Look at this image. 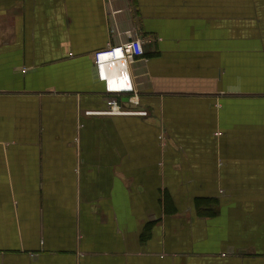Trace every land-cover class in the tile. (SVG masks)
I'll use <instances>...</instances> for the list:
<instances>
[{
  "label": "crops",
  "instance_id": "0c3cea01",
  "mask_svg": "<svg viewBox=\"0 0 264 264\" xmlns=\"http://www.w3.org/2000/svg\"><path fill=\"white\" fill-rule=\"evenodd\" d=\"M0 264H264V0H0Z\"/></svg>",
  "mask_w": 264,
  "mask_h": 264
},
{
  "label": "built area",
  "instance_id": "2783aa9c",
  "mask_svg": "<svg viewBox=\"0 0 264 264\" xmlns=\"http://www.w3.org/2000/svg\"><path fill=\"white\" fill-rule=\"evenodd\" d=\"M144 54L145 51L141 38L132 37L128 41L112 45L105 50L97 51L95 53V63L102 70L103 77L108 78V67L111 63H115L116 61L133 62L136 57H141ZM108 106L109 108L106 113L109 114L134 113L143 116L148 114L147 111H134L133 109L124 108L116 97L109 98Z\"/></svg>",
  "mask_w": 264,
  "mask_h": 264
},
{
  "label": "bare ground",
  "instance_id": "6f19581e",
  "mask_svg": "<svg viewBox=\"0 0 264 264\" xmlns=\"http://www.w3.org/2000/svg\"><path fill=\"white\" fill-rule=\"evenodd\" d=\"M115 64H116V65H117V67H118V64H117L116 62H115ZM116 65H115V66H116ZM113 72H114V71H113ZM113 72H111V73H113Z\"/></svg>",
  "mask_w": 264,
  "mask_h": 264
}]
</instances>
